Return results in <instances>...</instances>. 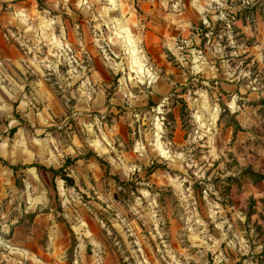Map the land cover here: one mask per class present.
<instances>
[{"label": "rangeland", "instance_id": "rangeland-1", "mask_svg": "<svg viewBox=\"0 0 264 264\" xmlns=\"http://www.w3.org/2000/svg\"><path fill=\"white\" fill-rule=\"evenodd\" d=\"M12 1L0 264H264V6Z\"/></svg>", "mask_w": 264, "mask_h": 264}, {"label": "crops", "instance_id": "crops-1", "mask_svg": "<svg viewBox=\"0 0 264 264\" xmlns=\"http://www.w3.org/2000/svg\"><path fill=\"white\" fill-rule=\"evenodd\" d=\"M146 1H149V6L151 7V15L156 17V15L165 17L168 21H179L184 20L189 17L188 14L198 13L201 17L206 19V12H211L214 17H219L221 7L223 5V0H141L142 5H146ZM238 4L237 8H240V4L245 8H250L252 11L256 12V9L264 6V0H236ZM13 2V1H12ZM25 2V0H18L11 4H20ZM134 0H108V6L106 8H112L117 6H130ZM139 2V0H137ZM163 5V6H162ZM129 8V7H128ZM162 8H166L169 11H162ZM172 9L178 11L177 13L170 12ZM220 9V10H219ZM219 11V13H218ZM154 12V13H153ZM151 16V17H152ZM212 15H209L211 17ZM263 17V16H262ZM143 18V17H141ZM157 22V21H153Z\"/></svg>", "mask_w": 264, "mask_h": 264}, {"label": "trees", "instance_id": "trees-1", "mask_svg": "<svg viewBox=\"0 0 264 264\" xmlns=\"http://www.w3.org/2000/svg\"><path fill=\"white\" fill-rule=\"evenodd\" d=\"M247 172H248V176L253 180V182L264 179V173H259L251 169H247Z\"/></svg>", "mask_w": 264, "mask_h": 264}]
</instances>
